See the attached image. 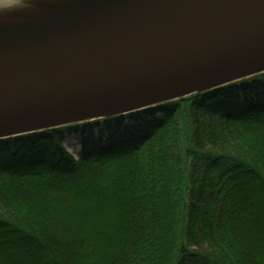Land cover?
<instances>
[{
	"label": "trees",
	"instance_id": "16d2710c",
	"mask_svg": "<svg viewBox=\"0 0 264 264\" xmlns=\"http://www.w3.org/2000/svg\"><path fill=\"white\" fill-rule=\"evenodd\" d=\"M0 264H264V74L0 141Z\"/></svg>",
	"mask_w": 264,
	"mask_h": 264
},
{
	"label": "water",
	"instance_id": "95a60500",
	"mask_svg": "<svg viewBox=\"0 0 264 264\" xmlns=\"http://www.w3.org/2000/svg\"><path fill=\"white\" fill-rule=\"evenodd\" d=\"M6 2L0 16L29 21L0 28V141L264 74V0H31L10 12Z\"/></svg>",
	"mask_w": 264,
	"mask_h": 264
},
{
	"label": "bare ground",
	"instance_id": "6f19581e",
	"mask_svg": "<svg viewBox=\"0 0 264 264\" xmlns=\"http://www.w3.org/2000/svg\"><path fill=\"white\" fill-rule=\"evenodd\" d=\"M58 1H62V0H57V2H55V3H58ZM5 6H6V10L9 12L12 10H15V9H17V10L21 9L15 5H11L9 2H6ZM28 12H32V11L28 10L27 13ZM12 20L13 19L10 18L9 16L1 15L0 16V28H3L6 25H12V24L13 25H23V24H27L29 21L28 17H25L24 20H18V21H12ZM51 21H57V20H51Z\"/></svg>",
	"mask_w": 264,
	"mask_h": 264
},
{
	"label": "rangeland",
	"instance_id": "374dc122",
	"mask_svg": "<svg viewBox=\"0 0 264 264\" xmlns=\"http://www.w3.org/2000/svg\"><path fill=\"white\" fill-rule=\"evenodd\" d=\"M67 132V131H65ZM65 147L68 149L69 153L76 159L78 157L76 153L77 149V142L74 136L67 135L65 133V141H64ZM84 179V177H82ZM81 179V178H80ZM78 179V180H80Z\"/></svg>",
	"mask_w": 264,
	"mask_h": 264
},
{
	"label": "clouds",
	"instance_id": "9594fccd",
	"mask_svg": "<svg viewBox=\"0 0 264 264\" xmlns=\"http://www.w3.org/2000/svg\"><path fill=\"white\" fill-rule=\"evenodd\" d=\"M4 0H0V4H3ZM11 5H15L21 9H27L30 7L31 0H9Z\"/></svg>",
	"mask_w": 264,
	"mask_h": 264
}]
</instances>
